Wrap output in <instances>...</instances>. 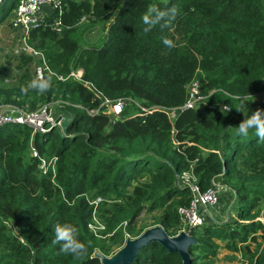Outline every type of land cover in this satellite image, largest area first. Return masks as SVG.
<instances>
[{
  "label": "trees",
  "instance_id": "16d2710c",
  "mask_svg": "<svg viewBox=\"0 0 264 264\" xmlns=\"http://www.w3.org/2000/svg\"><path fill=\"white\" fill-rule=\"evenodd\" d=\"M17 1L1 0L0 25ZM61 2L60 20L68 28L56 32L49 16L30 31L29 42L45 50L50 70L68 74L81 68L82 81L59 82L45 72L42 79L50 87L43 93L0 84V102L34 109L59 99L66 102L60 112L71 117L66 133L54 128L32 134V128L22 124L0 127V264H100L95 251L110 255L113 246L123 245L124 231L135 237L144 230L134 225L142 211H157L152 225L175 235L177 207L190 200L189 189L178 185L185 170L195 175L202 191L219 175L235 193L234 211L227 219L205 217L191 231L196 241L189 248L191 263L209 264L224 243L240 253L244 264H264V222L258 219L264 202V142L252 131L247 137L236 134L241 112L220 111L223 104L239 106L233 99L237 96L248 98L244 111L264 108V101L255 97L264 96V1ZM153 5L163 12L175 7L176 18L146 25L142 17ZM82 17L108 22L100 46L78 47L71 32ZM13 53L19 59L25 55ZM193 79L206 94L196 108L183 109L172 119L161 109H142L181 106ZM84 82L111 99L131 100L117 119L101 111L89 114L87 109L98 101ZM31 140L42 156H56L53 180L40 174L29 153ZM140 173L146 175L144 181ZM96 196L103 199L98 215L111 234L104 239L87 226L92 207L86 198ZM57 222L77 229V239L86 248L83 255H66L53 245ZM130 264L182 260L151 242Z\"/></svg>",
  "mask_w": 264,
  "mask_h": 264
},
{
  "label": "built area",
  "instance_id": "2783aa9c",
  "mask_svg": "<svg viewBox=\"0 0 264 264\" xmlns=\"http://www.w3.org/2000/svg\"><path fill=\"white\" fill-rule=\"evenodd\" d=\"M264 1V0H263ZM44 5H49L51 11L47 12L42 10ZM62 13V2L61 0H18L14 9L11 12L10 25L11 28L18 34L17 38V51L31 57H39L41 60L40 65L35 68V79H41L45 72L55 77L56 81L65 82L67 80L82 81V69L77 68L71 70L68 74H59L50 70L46 64V58L44 57L41 50L35 48L29 42L30 31L37 29L45 23L47 17L52 16L51 27L58 33L63 28H68L61 23L60 14ZM81 18V22L84 21ZM84 85L93 91L94 100L98 101L97 106L87 109L89 114H97L100 111L108 114L109 116L117 117L120 116L123 110V106L130 101L123 99H111L104 96L100 91H97L93 85L88 82H84ZM187 96L184 103L181 106L175 108H143L147 112L152 110L161 109L164 111L170 119L183 109H194L200 103L205 101L206 94H204L197 80H191L187 86ZM263 95V94H261ZM260 96L261 100L264 101V97ZM66 102L59 99H52L46 102L39 103L34 109H28L26 107L18 106L12 103L0 102V127L7 124H22L32 128V134L35 132H48L51 127L54 126L60 132L62 127L60 121L56 122V118L59 115H65L60 112L59 108ZM67 116V115H65ZM30 155L37 160V167L40 174L49 175L53 180L56 176V156L45 157L42 156L38 150L34 147L32 140L30 141ZM219 175L214 177L211 182V186L206 190L202 191L197 184L195 175L190 170L182 171L178 177V185L180 187H187L190 192V200L187 205H180L177 207L179 215V229L180 231L190 232L200 227L205 222V217L208 216L207 210L209 207L215 206L220 197V193L228 191V188L220 180L218 181ZM232 194H235L230 189ZM88 204L92 207L91 217L87 224L88 229L92 232L95 237L104 239L111 235L106 233V227L98 215V207L103 201L102 197L96 196L95 198H86ZM211 219V218H210ZM213 219V218H212ZM227 219V214H226ZM126 221L121 226L125 228ZM175 234V235H176ZM124 238H133L124 231Z\"/></svg>",
  "mask_w": 264,
  "mask_h": 264
},
{
  "label": "rangeland",
  "instance_id": "374dc122",
  "mask_svg": "<svg viewBox=\"0 0 264 264\" xmlns=\"http://www.w3.org/2000/svg\"><path fill=\"white\" fill-rule=\"evenodd\" d=\"M11 16L12 15L7 17L6 21L0 25V84L4 87L16 85L23 86L24 88H31L29 87V84L31 81L35 80V68L37 65H40L41 60L39 57H31L29 55H23L24 59L20 58L23 59L20 60L18 56L13 53V48L17 45L18 34L11 28V25L9 24ZM107 26L108 22L95 19H86V21H82V23L75 27V29L71 32V35L77 41L79 48L87 46H100L105 40ZM44 51H42V53L46 58ZM25 57H29L31 60L27 61ZM261 96L264 97L263 95ZM258 98L260 99L261 97L258 96ZM140 176L142 177L140 181H144L146 175L144 173H140ZM220 194L221 195L219 197L218 203L213 207V214L216 210L217 215L221 216L223 219H226V214L233 213L234 211L232 207L235 201V196L233 194L230 195L227 191L221 192ZM101 207H103V205ZM219 213H221V215ZM157 215V211L151 213L142 211L135 219L134 225L136 229L145 230L146 228L152 227L154 218ZM208 216H210L209 213ZM231 216H233L232 218H235V213ZM258 219L264 222V202H262L260 205V214ZM130 237L132 236L130 235ZM223 244L224 243H221L216 257L209 261V264H244L240 253H233ZM118 249L119 247L113 246L111 248L110 255Z\"/></svg>",
  "mask_w": 264,
  "mask_h": 264
},
{
  "label": "clouds",
  "instance_id": "9594fccd",
  "mask_svg": "<svg viewBox=\"0 0 264 264\" xmlns=\"http://www.w3.org/2000/svg\"><path fill=\"white\" fill-rule=\"evenodd\" d=\"M178 10L172 7L167 12H163L157 9L153 5L148 10V14H145L142 19L146 25H154L159 22L162 17H167L166 23L170 20H174L177 16ZM155 13V18H150L151 14ZM167 42V41H166ZM170 43V42H167ZM29 87L39 90L41 93L45 92L50 87V82L45 79H35L30 82ZM233 99L239 100L240 104L237 107L223 104L220 106L221 113L227 114L233 108L243 114V119L236 127V134L242 137H247L249 132H254L259 141L264 142V108H255L248 111L244 109L248 106L247 97H234ZM252 102V101H251ZM54 238L52 240L53 245H59V251L64 254H70L76 257L83 255L86 252L85 245L77 239V229L68 223L57 222L53 226Z\"/></svg>",
  "mask_w": 264,
  "mask_h": 264
},
{
  "label": "water",
  "instance_id": "95a60500",
  "mask_svg": "<svg viewBox=\"0 0 264 264\" xmlns=\"http://www.w3.org/2000/svg\"><path fill=\"white\" fill-rule=\"evenodd\" d=\"M42 10L51 11L49 5H44ZM15 47L18 49L17 45ZM58 121L62 127L61 133H66L71 117L59 115L56 118V122ZM54 128L52 126L50 130ZM151 242H157L168 251L178 253L182 264H192L189 248L196 242L193 235L190 232L180 231L178 234L170 236L160 225L146 228L133 238H126L123 245L109 256L99 251H95L94 256L99 258L100 264H130L139 251Z\"/></svg>",
  "mask_w": 264,
  "mask_h": 264
},
{
  "label": "crops",
  "instance_id": "0c3cea01",
  "mask_svg": "<svg viewBox=\"0 0 264 264\" xmlns=\"http://www.w3.org/2000/svg\"><path fill=\"white\" fill-rule=\"evenodd\" d=\"M13 51L14 52H16L17 51V49H16V47L14 46V48H13ZM18 52V51H17ZM213 207L214 206H212V207H209L208 208V210H207V213H209L210 214V216H207L208 218H214V216H216L217 215V212H216V210H215V212H214V214H213ZM215 209V208H214Z\"/></svg>",
  "mask_w": 264,
  "mask_h": 264
}]
</instances>
